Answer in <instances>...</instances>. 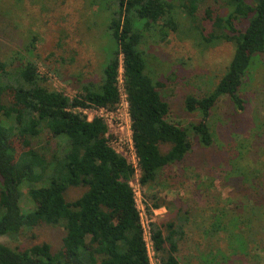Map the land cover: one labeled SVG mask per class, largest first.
Here are the masks:
<instances>
[{
  "label": "trees",
  "instance_id": "1",
  "mask_svg": "<svg viewBox=\"0 0 264 264\" xmlns=\"http://www.w3.org/2000/svg\"><path fill=\"white\" fill-rule=\"evenodd\" d=\"M202 2L97 0L107 15L106 62L98 79L76 81L72 98L50 87L38 70L35 19L21 26L18 46L2 50L0 237L40 224L61 225L64 235L56 250L47 242L20 249L0 242V264H149L129 185L132 168L109 145L105 122L96 116L88 120L81 110L118 105L121 69L143 185L156 180L164 167L181 162L195 145L209 148L213 143L209 119L216 102L226 97L236 110L243 108L240 87L254 57L264 51V0H214L219 4L217 14L209 7L200 13ZM0 12L5 15L0 13V21L8 17L7 11ZM182 19L187 28L182 27ZM171 32L182 33L203 49L222 42L234 45L232 58L213 89L201 97L186 96L185 109L199 115L186 126L167 120L168 104L158 90L160 82L148 70L142 48L147 37L164 41ZM234 172L250 180L246 172ZM262 182L254 189L259 190L260 202L258 196L247 195L239 199L237 213L218 208L209 219V233L223 232L227 245L226 250L208 254L210 264H225L236 254L251 255L264 264ZM72 187L83 191L69 201L67 191ZM150 199L154 209L164 205L157 196ZM189 213L178 210L169 221L150 224L158 264H180L176 254L186 237ZM250 241L259 252L256 256L248 250Z\"/></svg>",
  "mask_w": 264,
  "mask_h": 264
},
{
  "label": "rangeland",
  "instance_id": "2",
  "mask_svg": "<svg viewBox=\"0 0 264 264\" xmlns=\"http://www.w3.org/2000/svg\"><path fill=\"white\" fill-rule=\"evenodd\" d=\"M31 1L0 0V10L8 12V17L0 21V32L5 33L0 37V56L5 48L18 46L23 37L21 26H28L35 19L39 40L34 56L38 70L47 77L50 87L72 98L77 92L76 81L88 77L98 79L106 62V12L98 8L97 0H35L34 4ZM206 7L215 10V14L220 13L219 4L214 0H203L199 12ZM181 24L183 28L188 27L183 19ZM181 35L171 32L164 41L147 37L142 48L148 70L160 82L158 90L168 104L167 120L186 126L199 119L196 112L185 109L186 96L201 97L213 89L232 58L234 45L222 42L203 49L195 40ZM239 93L243 99L241 110H236L226 97H221L212 108L209 127L213 143L209 148L195 145L181 162L164 167L150 185H143L140 175H134L128 164L133 171L130 180L139 184L152 220L167 222L178 210L190 212L186 237L176 254L180 264H210L211 251L226 250L225 234L209 233V219L218 208L240 211L239 199L247 195L258 196L256 201L260 202L259 190L254 192V189L261 180V195H264L261 175L264 170V51L254 57ZM237 169L250 175V180L236 176ZM82 191L80 187L70 188L67 200H73ZM151 195L161 198L164 205L154 209ZM63 235L61 225L40 224L17 235L1 236L0 242L12 249L47 242L56 250ZM251 242L248 250L256 256L259 252ZM150 258L156 264L157 256L151 254ZM225 264H258V261L251 255L236 254Z\"/></svg>",
  "mask_w": 264,
  "mask_h": 264
},
{
  "label": "built area",
  "instance_id": "3",
  "mask_svg": "<svg viewBox=\"0 0 264 264\" xmlns=\"http://www.w3.org/2000/svg\"><path fill=\"white\" fill-rule=\"evenodd\" d=\"M121 73L122 71L120 69L117 81L119 88V103L114 109H108L106 107H95L79 110L87 115L88 120H91L94 116H96L101 118L105 122L107 127L105 137L107 138L109 145L112 149H114L115 152L125 158L126 163L132 166L134 175L136 174V176L138 175L139 177L141 171L139 169L138 158L133 146L128 100L123 87V78L121 76ZM129 185L133 191L134 202L140 219L139 223L142 228V239L147 250L149 264H152L150 255L155 253L153 250L150 224L154 220H152L151 218V213H148V210L146 208V201L144 200V196H141L142 194L139 189V184H137V182L134 184L133 181L129 180ZM156 264H158V259H156Z\"/></svg>",
  "mask_w": 264,
  "mask_h": 264
}]
</instances>
